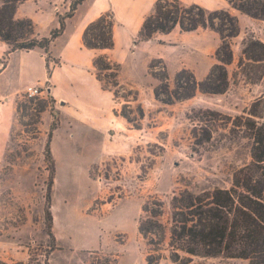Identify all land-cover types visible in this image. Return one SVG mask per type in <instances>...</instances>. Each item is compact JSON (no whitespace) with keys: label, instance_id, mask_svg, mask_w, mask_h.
<instances>
[{"label":"rangeland","instance_id":"rangeland-1","mask_svg":"<svg viewBox=\"0 0 264 264\" xmlns=\"http://www.w3.org/2000/svg\"><path fill=\"white\" fill-rule=\"evenodd\" d=\"M256 21L264 29V20ZM48 25L46 22L44 28ZM137 36L124 34L114 49L103 52L121 64L120 93L113 100L120 124L113 132L99 127L105 104L98 98L90 99L91 115L80 118L60 108L46 91L48 82L36 86L44 95L30 97L38 98L34 102L28 100L26 91L14 95L15 105L22 97L27 107L19 113L16 109L8 144L0 149V264H27L29 248L42 258L48 254L53 264H115L118 258V264H147L150 246L138 230L147 200L163 201L161 221L169 224L175 194L228 186L232 172L251 161L252 140L237 136L239 128L230 118L225 126L210 127L211 122L202 121L198 113L209 109L224 115L220 117H237L239 123L243 115L257 110L260 116L254 118L264 122V63L245 57L240 65L245 41L252 36L264 38V30L244 29L232 39L234 61L227 66L230 83L226 92L198 91L195 97L174 104L155 99L154 87L159 81L151 64H156L159 72L166 66L171 83L183 68L204 80L218 63L219 34L210 29L185 33L177 28L149 41L135 42ZM90 53L92 60L98 55ZM34 58L39 61V56ZM51 61L56 65L60 59L52 56ZM14 66L12 62L7 74L12 80L6 87L9 92L23 88L39 75L36 72L31 78H20ZM100 74L108 77L110 72ZM73 84L66 90L75 92L77 83ZM41 105L47 109L38 114ZM125 112L133 123L120 115ZM191 115L194 118H189ZM55 118L59 126L51 140L55 166L51 211L57 247L50 250L45 209L51 164L45 149ZM222 122L220 118L218 123ZM208 127L211 141L196 144L198 138L204 139ZM160 264L173 263L164 259ZM191 264L247 262L194 257Z\"/></svg>","mask_w":264,"mask_h":264},{"label":"trees","instance_id":"trees-1","mask_svg":"<svg viewBox=\"0 0 264 264\" xmlns=\"http://www.w3.org/2000/svg\"><path fill=\"white\" fill-rule=\"evenodd\" d=\"M26 0H1L0 6V40L9 45L2 63L7 65L10 54L16 50L30 51L42 48L46 53L47 73L52 74L51 45L64 33L67 19L72 17L78 6L85 0H73L65 14H58L59 25L48 36H39L36 24L31 18H16L20 3ZM230 5L250 17L264 20V0H228ZM115 15L109 10L88 23L83 31V45L91 50H112L114 38ZM179 28L189 33L199 29H210L219 34L221 43L216 51V63L204 80L188 68L179 70L173 83L164 71H157L156 64H151L153 76L159 81L154 87L155 99L166 104L189 100L198 91L205 93H223L228 90L230 78L227 66L234 61L232 39L240 34L241 28L237 15L228 9L210 10L198 3H185L182 0H156L153 9L145 17L135 42L149 41L156 33L168 34ZM240 65L245 57L264 63V42L250 37L245 41ZM61 62H56L59 65ZM96 78L103 89L119 96L121 83L119 74L121 64L114 62L107 54H98L93 58ZM155 69V70H154ZM109 71L108 77L100 73ZM38 98H28L34 102ZM27 105L22 97L16 100L19 113ZM47 109L41 105L36 111L41 114ZM54 111V109L52 108ZM199 118L211 122L210 127L225 126L230 123L238 126L237 136L252 140L251 161L236 168L231 175L228 186L215 187L213 190L193 192L189 189L175 194L171 199L172 218L169 224L161 221L164 215L163 201L150 198L143 206L145 216L139 220L138 230L147 238L150 251L147 264H160L169 259L173 264H191L194 257L224 259H241L247 264H264V122L254 117L260 116L257 110L243 115L241 122L237 117L224 116L222 113L200 109ZM114 114L119 115L114 109ZM143 112V111H142ZM192 112H196L195 109ZM202 114V115H201ZM129 123H133L127 112L120 114ZM213 115L212 119H203ZM194 118V116H189ZM222 118V124L218 121ZM59 126L55 120L50 126L49 138L45 149L46 160L51 164V181L45 209L46 232L51 238L50 250H54L56 236L53 232L54 217L51 211L52 187L54 184V157L51 149L53 132ZM206 128L204 139L198 138L196 144L203 145L212 138L211 128ZM234 132V128L231 129ZM3 264H7L3 262ZM19 264V263H18ZM22 264V263H21ZM27 264H53L48 254L45 258L29 248Z\"/></svg>","mask_w":264,"mask_h":264},{"label":"crops","instance_id":"crops-1","mask_svg":"<svg viewBox=\"0 0 264 264\" xmlns=\"http://www.w3.org/2000/svg\"><path fill=\"white\" fill-rule=\"evenodd\" d=\"M73 0H26L19 4L16 11V18H31L41 36H48L52 29L59 25L58 14H65L70 9ZM185 3H198L207 9H228L237 15L242 31H255L261 28L257 19L244 14L233 8L228 0H182ZM156 0H85L80 4L75 14L67 19V26L51 45L53 58L60 59L59 65L52 63V74L49 77L46 66V53L42 48H35L30 51L16 50L10 54L7 65L3 67L2 60L9 50V45L0 40V149L8 144L12 126L15 121V98L17 92L26 91L31 85H45L58 103L60 108L69 109L80 118L84 115H91L89 106L90 99L98 98L104 102L101 122L99 127L103 131L113 132L120 124L119 116L113 112L114 95L111 91L103 89L96 78L93 70V60L88 57L90 52L102 54L104 51L91 50L83 45V31L89 22L98 18L101 14L111 10L115 15L114 38L115 44L123 36L134 37L140 30L143 19L154 7ZM1 4V0H0ZM153 6V7H152ZM152 8V9H151ZM49 23L47 29L45 23ZM174 31V30H173ZM172 31V32H173ZM171 32V33H172ZM156 33L155 35H170ZM264 42L263 37H259ZM39 56L35 62L34 57ZM12 62H15V70L20 78L30 77L36 72L39 73L36 80H30L23 88L9 92L6 87L12 82L8 74ZM31 78V77H30ZM28 78V79H30ZM77 83L75 92H69V87ZM45 83V84H44ZM5 87V89H3ZM109 101V106L106 107ZM119 258L115 264H118ZM86 264V263H85Z\"/></svg>","mask_w":264,"mask_h":264},{"label":"built area","instance_id":"built-area-1","mask_svg":"<svg viewBox=\"0 0 264 264\" xmlns=\"http://www.w3.org/2000/svg\"><path fill=\"white\" fill-rule=\"evenodd\" d=\"M26 94L29 97H41L44 95V90L31 85L27 88Z\"/></svg>","mask_w":264,"mask_h":264}]
</instances>
